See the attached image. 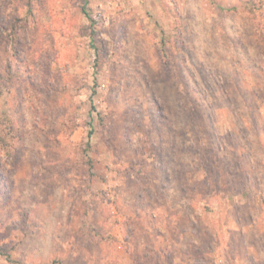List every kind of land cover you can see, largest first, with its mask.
<instances>
[{"label": "rangeland", "instance_id": "obj_1", "mask_svg": "<svg viewBox=\"0 0 264 264\" xmlns=\"http://www.w3.org/2000/svg\"><path fill=\"white\" fill-rule=\"evenodd\" d=\"M0 264H264V0H0Z\"/></svg>", "mask_w": 264, "mask_h": 264}]
</instances>
